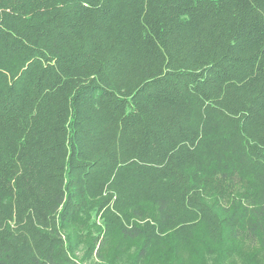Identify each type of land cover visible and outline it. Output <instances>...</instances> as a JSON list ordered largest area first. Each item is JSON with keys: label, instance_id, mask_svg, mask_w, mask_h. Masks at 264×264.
Instances as JSON below:
<instances>
[{"label": "trees", "instance_id": "1", "mask_svg": "<svg viewBox=\"0 0 264 264\" xmlns=\"http://www.w3.org/2000/svg\"><path fill=\"white\" fill-rule=\"evenodd\" d=\"M243 246L264 254V0H0V264Z\"/></svg>", "mask_w": 264, "mask_h": 264}, {"label": "rangeland", "instance_id": "2", "mask_svg": "<svg viewBox=\"0 0 264 264\" xmlns=\"http://www.w3.org/2000/svg\"><path fill=\"white\" fill-rule=\"evenodd\" d=\"M87 229H88L87 226H84L82 228L83 231ZM92 233L93 234L95 233L94 229ZM84 239L85 236H82V239L79 241L78 251H77L78 255H82L85 252L86 243ZM239 253L240 254H238V256L235 259H233V262H236V264H264V254L263 255L259 253L257 254L256 249L254 248L243 246L240 248Z\"/></svg>", "mask_w": 264, "mask_h": 264}]
</instances>
